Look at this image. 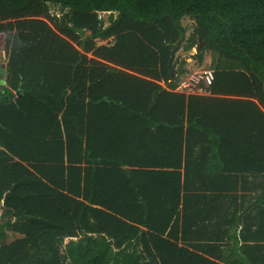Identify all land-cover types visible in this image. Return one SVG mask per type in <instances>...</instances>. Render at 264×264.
Returning a JSON list of instances; mask_svg holds the SVG:
<instances>
[{"label":"trees","instance_id":"16d2710c","mask_svg":"<svg viewBox=\"0 0 264 264\" xmlns=\"http://www.w3.org/2000/svg\"><path fill=\"white\" fill-rule=\"evenodd\" d=\"M0 33V264H264V0H0Z\"/></svg>","mask_w":264,"mask_h":264},{"label":"built area","instance_id":"2783aa9c","mask_svg":"<svg viewBox=\"0 0 264 264\" xmlns=\"http://www.w3.org/2000/svg\"><path fill=\"white\" fill-rule=\"evenodd\" d=\"M1 49V47H0ZM214 79L213 70L203 68L188 72L177 82L175 90L187 94L203 93Z\"/></svg>","mask_w":264,"mask_h":264},{"label":"rangeland","instance_id":"374dc122","mask_svg":"<svg viewBox=\"0 0 264 264\" xmlns=\"http://www.w3.org/2000/svg\"><path fill=\"white\" fill-rule=\"evenodd\" d=\"M56 10V8H54ZM181 23L185 26V28H189L190 27V22L187 18H184L181 20ZM192 23V22H191ZM3 34L0 33V47H3ZM100 43V42H99ZM195 47H193L192 49V52H195ZM180 52V51H179ZM210 59H211V55H210V52H207L205 54V57H204V60L202 63H199L196 59H193L192 61H190L188 64H187V69L189 70V72H192L194 70H199V69H203V68H209V69H212V67L210 66ZM1 216L4 218L3 220H0V224L2 225L3 222H5V220H10L8 217H7V214L4 212V209L0 207V219H1ZM0 225V226H1ZM3 228L5 226V223L4 225H2ZM14 237V235L12 233H8V237H7V240H11L12 238Z\"/></svg>","mask_w":264,"mask_h":264},{"label":"crops","instance_id":"0c3cea01","mask_svg":"<svg viewBox=\"0 0 264 264\" xmlns=\"http://www.w3.org/2000/svg\"><path fill=\"white\" fill-rule=\"evenodd\" d=\"M184 18H187L188 20H189V22H190V27L189 28H186V32H185V35H188L191 31H192V29H193V26H194V20L193 19H190L189 17H187V16H185V17H183V19ZM192 22V23H191ZM3 37V36H2ZM4 41V40H3ZM4 43V42H3ZM196 52V51H195ZM187 60H188V63L190 62V61H192L193 59L192 58H187ZM5 61H6V55H5V52H4V50H3V47H1V49H0V85H3V88H4V86H5V81H4V76H3V74H4V65H5ZM159 83L161 84V85H164V82L163 81H159ZM165 86V85H164ZM166 87V86H165ZM168 90H169V88L168 87H166ZM2 88L0 87V90H1ZM204 93V92H203ZM194 94V93H193ZM195 94H200V93H195ZM205 94H208V92H206L205 91Z\"/></svg>","mask_w":264,"mask_h":264},{"label":"water","instance_id":"95a60500","mask_svg":"<svg viewBox=\"0 0 264 264\" xmlns=\"http://www.w3.org/2000/svg\"><path fill=\"white\" fill-rule=\"evenodd\" d=\"M199 40V43L197 45H195V51H198L200 46L202 45V40L201 38L199 37L198 38ZM176 62H177V58H174V55H172L171 59H170V71H169V76L170 78L172 79V70L174 69L175 65H176ZM1 88H3V85H0Z\"/></svg>","mask_w":264,"mask_h":264}]
</instances>
